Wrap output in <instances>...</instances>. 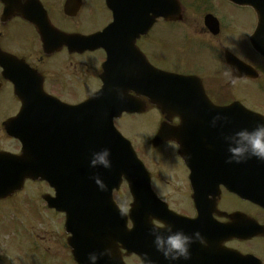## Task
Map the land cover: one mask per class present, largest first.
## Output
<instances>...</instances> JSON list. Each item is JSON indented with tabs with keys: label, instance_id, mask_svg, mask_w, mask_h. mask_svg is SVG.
Returning a JSON list of instances; mask_svg holds the SVG:
<instances>
[{
	"label": "flooded vegetation",
	"instance_id": "1",
	"mask_svg": "<svg viewBox=\"0 0 264 264\" xmlns=\"http://www.w3.org/2000/svg\"><path fill=\"white\" fill-rule=\"evenodd\" d=\"M183 13L179 22L157 18L135 41H124L116 24L115 41L72 49L71 37L111 23L106 0H0V98L9 109L0 115V154L21 152L15 136H35L34 148L47 151L38 156L40 165L48 168L46 178L27 179L21 189L0 194V264H90V253L99 264H144V254L154 264H168L152 243V229L161 222L205 240L194 242L189 259L179 264H264V207L216 183L225 171L206 180L203 170L179 157L173 142L148 146L166 149L163 161L145 162L153 193L122 192L124 184L103 186L104 178L98 186L70 170L78 162L71 151L86 134L81 106L110 79L112 86L145 88V60L158 70L198 78L213 104L238 102L264 120V55L258 49L264 47V10L202 0L183 6ZM110 47L113 66L105 69ZM128 94L143 109L114 118L117 128L131 116L152 120V136L166 120L179 124V115L161 113L144 94ZM17 116L7 129L5 121ZM5 163L0 157V166ZM212 165L239 167L235 173H241L247 162Z\"/></svg>",
	"mask_w": 264,
	"mask_h": 264
},
{
	"label": "water",
	"instance_id": "2",
	"mask_svg": "<svg viewBox=\"0 0 264 264\" xmlns=\"http://www.w3.org/2000/svg\"><path fill=\"white\" fill-rule=\"evenodd\" d=\"M128 13L122 10H117L115 16L119 14L121 21H130V32L137 36L139 33L144 32L151 25L156 17L163 16L166 20H177L181 18V7L177 0H132L129 4ZM113 9V8H112ZM114 11V9H113ZM112 28V25L109 29ZM105 31V32H106ZM104 32V33H105ZM103 32L83 37L78 43H95V41L104 34ZM131 74V73H130ZM155 74V73H154ZM133 75V74H131ZM135 75V74H134ZM197 86L186 77L176 76L168 73L166 77V84L162 83L161 87L152 88L156 93L152 102L160 107L166 113H193L198 117L193 119H182L180 125L173 128H164L161 125L155 137L151 140V144L157 145L162 140H173L179 145V155L185 161L209 160L208 155L205 157H198L195 153L198 148L209 149L213 148L211 141L219 137H225L241 128L251 129L256 125L257 119L253 113L246 110L239 105H230L228 107H215L205 97L201 88L197 89L198 97H187L188 92L196 93ZM129 89L123 86L110 87L106 93L127 100L126 95ZM166 92L165 99L159 96L160 92ZM95 97L101 96V93H96ZM128 99L127 101L118 104V111H134L136 110L135 104ZM105 106H113L116 104H107ZM138 107L139 105L136 104ZM246 114V117L236 118L232 114ZM215 122L213 123V121ZM239 123L244 125L239 126ZM230 128V130H229ZM96 144L94 150L96 152L104 148L111 150V172L105 173L103 168V177H115V183H120L121 178H125L130 189L133 192L144 193L150 191L149 176L141 161L137 158L130 142L126 140L117 130L107 129L103 126L102 136L95 138ZM215 146V145H214ZM24 157L30 156L32 151L28 147L23 148ZM195 152V153H194ZM91 153V154H92ZM91 154L89 156H91ZM88 156V157H89ZM259 160L252 158L247 160L249 166L244 168V174L241 176V182L227 184L228 189L240 195L246 196L253 201L264 204V161L257 167L255 165ZM21 164V163H20ZM92 170V176L95 177ZM34 167L31 160L29 162L23 161L22 177H33Z\"/></svg>",
	"mask_w": 264,
	"mask_h": 264
},
{
	"label": "clouds",
	"instance_id": "3",
	"mask_svg": "<svg viewBox=\"0 0 264 264\" xmlns=\"http://www.w3.org/2000/svg\"><path fill=\"white\" fill-rule=\"evenodd\" d=\"M233 70L229 68V74ZM215 120L213 121V123ZM227 143V161L229 163H242L255 158L264 161V121L249 128H241L224 137ZM111 150L104 148L93 152L89 159V167L111 168ZM95 179V178H94ZM98 186H102L96 181ZM127 211V209H125ZM153 245L155 250L160 253L168 264H179L181 260L187 261L190 257V248L194 242L205 243L203 236L199 232L187 234L183 230L174 229L172 225L159 223L152 229ZM91 264H96L98 259L95 253L88 256ZM144 264H154L148 254H144Z\"/></svg>",
	"mask_w": 264,
	"mask_h": 264
},
{
	"label": "rangeland",
	"instance_id": "4",
	"mask_svg": "<svg viewBox=\"0 0 264 264\" xmlns=\"http://www.w3.org/2000/svg\"><path fill=\"white\" fill-rule=\"evenodd\" d=\"M189 1V0H185ZM87 26H89V23H87ZM8 107L6 104L5 99L0 98V115L8 113ZM133 117V116H131ZM126 118L119 124L120 130L123 132V134L126 136L128 140L132 143L133 148L135 149L136 154L138 157L143 160L144 162L147 161H163L164 156L166 153L165 148L157 149L152 152H149V149L147 148V140L149 137L152 136V133L155 128L150 129L149 123L152 122V120H143L142 118ZM154 123H156L155 119L153 118ZM149 122V123H148ZM151 157L148 158L147 156L150 155ZM155 170V169H154ZM127 191L126 187L124 189V186H122L121 190L122 192Z\"/></svg>",
	"mask_w": 264,
	"mask_h": 264
}]
</instances>
